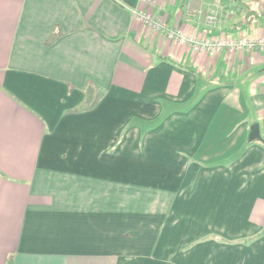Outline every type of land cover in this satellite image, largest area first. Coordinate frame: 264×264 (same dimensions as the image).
<instances>
[{"label":"crops","instance_id":"1","mask_svg":"<svg viewBox=\"0 0 264 264\" xmlns=\"http://www.w3.org/2000/svg\"><path fill=\"white\" fill-rule=\"evenodd\" d=\"M143 12L264 36V0H0V264H264V55Z\"/></svg>","mask_w":264,"mask_h":264},{"label":"built area","instance_id":"2","mask_svg":"<svg viewBox=\"0 0 264 264\" xmlns=\"http://www.w3.org/2000/svg\"><path fill=\"white\" fill-rule=\"evenodd\" d=\"M191 4H187L189 15H192ZM137 18L150 25L156 30L166 33L171 39L180 41L181 43L188 45L194 50L205 51L210 54H214L221 51L237 52L245 49L258 50L264 55V36L258 38H249L245 36L241 37H230V36H220V37H202L198 34H189L181 29L172 28L168 24L159 21L154 17V15L149 13H137ZM207 23L209 26H216L217 17L215 15H208ZM219 22V21H217Z\"/></svg>","mask_w":264,"mask_h":264},{"label":"trees","instance_id":"3","mask_svg":"<svg viewBox=\"0 0 264 264\" xmlns=\"http://www.w3.org/2000/svg\"><path fill=\"white\" fill-rule=\"evenodd\" d=\"M90 89V88H89ZM99 99V96H95L94 94L90 93V91L88 93H86V99H85V102L82 106V108L80 110H85L86 109V105L88 106L89 105H93L95 104Z\"/></svg>","mask_w":264,"mask_h":264},{"label":"water","instance_id":"4","mask_svg":"<svg viewBox=\"0 0 264 264\" xmlns=\"http://www.w3.org/2000/svg\"><path fill=\"white\" fill-rule=\"evenodd\" d=\"M261 135H260V131H259V125L258 124H255L251 127V133H250V140H254L256 138H260Z\"/></svg>","mask_w":264,"mask_h":264},{"label":"rangeland","instance_id":"5","mask_svg":"<svg viewBox=\"0 0 264 264\" xmlns=\"http://www.w3.org/2000/svg\"><path fill=\"white\" fill-rule=\"evenodd\" d=\"M193 3H194V2H192V4H191V10H192V12L194 13V15H196L197 13H199V12H201V11H200V9H198V6H197V5H195V6L193 7ZM194 4H195V3H194ZM212 14L215 15V16L217 17V21H219V16H218L217 14H215V13H208V14L206 15V20H207L208 15H212ZM217 21H216V23H217L216 26H217V25L219 26L220 24H219V22H217ZM206 22H207V21H206Z\"/></svg>","mask_w":264,"mask_h":264}]
</instances>
